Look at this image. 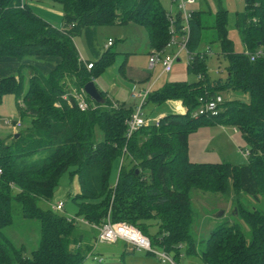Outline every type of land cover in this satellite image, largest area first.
<instances>
[{
	"label": "trees",
	"instance_id": "1",
	"mask_svg": "<svg viewBox=\"0 0 264 264\" xmlns=\"http://www.w3.org/2000/svg\"><path fill=\"white\" fill-rule=\"evenodd\" d=\"M51 1L62 7L61 27L52 25L24 0H0V59L12 57L21 63L17 75L1 79L0 101L13 94L20 116L30 118V126L18 137L9 142L0 138V264H84L106 245L96 246V242L98 228L108 220L136 226L152 240L153 247L175 260L185 246L202 264H264L262 208L240 202L237 217L241 223L218 224L200 250L194 237L190 195L196 187L227 195L246 194L255 203L264 196V56L251 59V54L264 51V0H243L245 11L236 16L243 51H235L228 37L226 12L219 11L210 27L216 33L212 43H219L229 61L225 79L210 80L208 55L199 57L211 49V43L206 50L199 49L203 30L208 27L201 13L192 10L188 31L183 30L181 15L174 16L179 39L188 35V71L197 72L202 79L167 83L151 92L144 106L178 99L187 111L167 114L158 126L141 127L131 137L126 136L125 122L134 112L133 105L115 106L100 91L105 103L88 96L91 108L81 111L75 98L69 102L62 98L71 88L81 90L93 81L109 54L107 51L88 70L74 38L88 26L134 23L145 28L151 48L161 51L171 39L173 14L161 0ZM37 56H58L61 62L45 75L23 64L26 58ZM26 74L29 84L25 89ZM223 91L247 100L225 98L224 110L218 116H193L201 97L207 99ZM204 124L237 128L250 146L248 163L192 162L188 137ZM97 128L103 134L100 141ZM116 161L120 169L112 185ZM66 173L70 181L76 179L79 184V190L70 194L78 208L75 215L54 209L55 191ZM14 204L25 218L40 223L39 243L29 256L24 255L23 245L14 244L4 232L12 224ZM87 227L97 234L88 235Z\"/></svg>",
	"mask_w": 264,
	"mask_h": 264
},
{
	"label": "rangeland",
	"instance_id": "2",
	"mask_svg": "<svg viewBox=\"0 0 264 264\" xmlns=\"http://www.w3.org/2000/svg\"><path fill=\"white\" fill-rule=\"evenodd\" d=\"M39 1V0H37ZM193 4L187 6L188 11L194 10L200 12L205 24L203 30V37L200 44V51L206 50L211 43L212 54L206 59V69L210 80L227 77L229 61L222 54L218 42L212 43L215 37V31L210 28L219 11H224L227 14V34L229 39L233 42L235 51H243L244 45L241 36L236 28V16L245 11V3L243 0H194ZM47 2H52L48 1ZM163 7L172 12L174 16L178 13L177 3L173 0H161ZM35 10L42 17H49L52 25L61 27V16L56 13L61 5L54 3L56 7L51 5H42L36 3ZM43 6V8L41 7ZM57 8V9H56ZM103 31V39L110 38L115 42V46L110 51L114 50L116 55L113 59L106 58V66L102 73L98 74L93 81L95 84L110 93V95L119 103H136L139 105L138 100L130 98L132 88L136 84L140 87H145L148 83H154L153 91L162 87L166 81H187L192 83L197 80V72H189V57L187 50L183 48L180 43L175 42L167 46L160 54L161 59L167 56L178 58L175 60L172 70L168 73L163 72L162 61L159 60L153 68L149 66V42L148 34L145 28L134 23L126 25H103L100 26ZM209 51V49H207ZM125 76L121 75L118 68L125 60ZM146 77V78H145ZM133 79V80H131ZM137 79V80H135ZM140 80V82H136ZM151 80V81H150ZM150 81V82H149ZM25 89L29 84V76L26 74L23 80ZM0 101V137L6 138L4 135L7 130L13 129V123L19 121L18 114L12 115L11 105L13 103V94H6ZM221 95L224 98L230 99L232 93L223 91ZM232 99V98H231ZM242 100L246 101L244 97ZM12 102V103H11ZM21 102V100L19 101ZM17 106V105H16ZM18 110V109H16ZM166 111H171V104L164 102L156 104L148 102L143 107V113L146 118H158L159 114ZM11 113V114H10ZM5 120L10 122L6 125ZM97 141L103 139V134L100 129H96ZM7 140V142H9ZM250 146L243 137L242 133L232 125L229 124H204L198 127L195 131L191 132L188 137V155L192 162L195 163H230L232 165L247 164L249 156L243 154L244 150H249ZM243 151V152H242ZM250 152V150H249ZM120 162L116 161L112 168L110 183L114 185L119 174ZM79 190V184L76 179L70 181L69 174L66 173L59 181L58 187L55 191L53 203L59 200L65 202L64 212L67 215H75L78 211L77 206L70 199L72 192ZM191 202L194 211V224L193 231L194 237L197 241V248L203 250L205 248L204 241L207 239L210 230L215 228L218 224L228 222L232 224L241 223L238 216L239 208L243 203L244 206L257 205L264 210V196H261L260 203H255L252 198L246 194L227 195L219 192L204 191L199 188L193 187L190 190ZM241 203V204H242ZM250 206V208H251ZM12 224L5 228V234L17 246L23 245L25 256L35 250L38 246L40 239V223L36 219L25 218L22 214L18 204L13 205L11 211ZM88 235H96L97 230L87 227ZM152 241V240H151ZM99 245V244H98ZM185 245V244H184ZM102 252V247L99 248ZM143 256L145 254H142ZM153 260L158 258L154 255H149ZM156 257V258H155ZM103 264L112 262V257H104ZM159 260V259H158ZM175 264H202L197 255H189L186 252V247L183 246L180 251V256L177 260L173 259ZM158 262V261H157ZM160 262V260H159ZM84 264H99L94 259H88ZM163 264V263H161ZM171 264V263H164Z\"/></svg>",
	"mask_w": 264,
	"mask_h": 264
},
{
	"label": "built area",
	"instance_id": "3",
	"mask_svg": "<svg viewBox=\"0 0 264 264\" xmlns=\"http://www.w3.org/2000/svg\"><path fill=\"white\" fill-rule=\"evenodd\" d=\"M177 3L178 7V14L181 15V20L184 22L185 26L183 30L188 31V22L191 17L192 10L189 12L187 9V6L190 4H193L194 0H173ZM172 14V12L170 11ZM176 18H174V15L170 17V34L171 39L167 46H170L172 43L178 42L180 45L187 50V38L188 35L182 37V39H179V34L176 32L174 28L173 22ZM113 45V40L109 39L106 45V48H109ZM164 50L157 51L154 50L149 58V66L150 68H153L156 63L161 60L163 64V71L168 73L172 70L173 64L175 60L178 58L177 55L174 57L167 56L165 59L160 58L161 52ZM188 57L190 59L191 55L189 54L188 50ZM212 50L209 49L207 52H201L199 53L200 58H205L206 55H211ZM193 56V55H192ZM264 56L263 50H258L255 54H251V59L254 60L257 57ZM88 70L93 69V62H87L85 63ZM198 79H202L201 75L198 76ZM152 92L151 86L147 87L146 89H143L138 92H134L132 95L135 98L140 99L139 105L136 106V109L134 110L133 114L130 118H128L125 122L127 125V137H131L136 131L139 130L141 127H148V126H158L161 118H146L143 113V106L145 104L146 99ZM73 97L77 101V106L81 111H88L91 108V103L89 100L88 95L86 94L84 88L81 90H77L76 88H71L66 94L62 96L64 100H67L69 102L70 98ZM114 103V102H113ZM224 103L225 98L219 93L214 96H211L207 99L201 97L200 98V106L197 108V110L193 113L194 117H216L218 116L223 110H224ZM115 106H117L116 103H114ZM60 106V105H58ZM17 126H21V123L18 122ZM250 152L249 150H244V155L249 156ZM1 173V170H0ZM54 209L56 211H63L64 210V202L58 201L54 205ZM85 222L84 220H81ZM99 233L97 236V242L96 246L98 244H112L119 240H122L126 243H128L132 249L137 251H145L150 252L154 256H156L161 263H171L175 264L173 257L168 254L166 251L158 249L153 247L149 237H147L145 234L142 233V231L137 228L134 225H131L127 222H111L108 220L106 223H104L101 227L98 228ZM94 260L100 262L102 259L98 256H93Z\"/></svg>",
	"mask_w": 264,
	"mask_h": 264
},
{
	"label": "crops",
	"instance_id": "4",
	"mask_svg": "<svg viewBox=\"0 0 264 264\" xmlns=\"http://www.w3.org/2000/svg\"><path fill=\"white\" fill-rule=\"evenodd\" d=\"M25 2L31 4L34 8L36 7V3H40L42 5H51V6H55V4H53V2H47V0H24ZM49 1V0H48ZM51 1V0H50ZM43 8V6H41ZM57 9V8H56ZM56 13H59L61 16V26H62V16H63V11L59 8L57 10ZM46 20H48L51 24L52 21L49 17L45 16L44 17ZM120 24H114V26H119ZM56 26V24H55ZM103 31L101 30L100 26H88L86 27L81 34H79L78 36H76L74 38V42L75 45L78 49V52L80 54V57L83 61H85V63L87 62H94L96 63L97 61H99L104 54L108 51V58L113 59L116 55V52L114 50L110 51L111 48H113L115 46V42L113 41V45L109 48H106L107 42L110 38H108V40L103 39L104 37H102ZM148 42H149V38H148ZM209 47V46H208ZM207 47V48H208ZM200 48V47H199ZM206 48V49H207ZM153 49L150 46L149 43V51L148 53L150 54V52ZM127 60V56L125 58V60L120 64L118 70L120 72L121 75L125 76V63ZM61 62V58L58 56H37V57H30V58H26L23 61V64H27V65H32L34 67H36L37 69H39V71L45 75L49 74L57 64H59ZM20 62L19 60H17L16 58H12V57H4L2 59H0V81L1 79L10 76V75H17L18 74V70L20 67ZM105 65H102V70L100 71V73L103 72V70L105 69ZM122 66H124V68L122 69ZM164 72V71H163ZM99 73V74H100ZM146 78V77H145ZM158 79V78H157ZM157 79L152 82V83H148L145 87H140L138 84H136L135 86H133L132 88V92L130 95V98L134 99V100H138V102L140 103V99L137 97H133V93L134 92H138L141 91L143 89H146L147 87L151 86V89L153 90L154 87V83L157 81ZM133 80V79H131ZM137 80V79H135ZM151 81V80H150ZM149 81V82H150ZM181 80L178 81H166L165 84L162 87H159L160 90L161 88H163L167 83H172V82H179ZM136 82H140V80L136 81ZM98 87V86H97ZM99 91H103L107 94V96L116 104H126V103H119L117 100H115L110 93H108L107 91L99 88ZM232 96L231 98H241L244 97L245 99H247L246 96L240 95L238 93L235 92H231ZM6 96V97H5ZM14 96V95H13ZM4 97L6 98V100L9 98L7 95H4ZM15 97V96H14ZM166 102H169V104H171V111H166L162 114H159V118H162L164 116H166L167 114L170 113H178V114H182L185 113L187 111L186 107L182 104L181 100H168ZM12 103V102H11ZM13 103L15 106L12 107L11 105V110H12V115L14 114H18L19 117V121L13 123V129H8L6 134L4 135L6 138H4L3 140H9L10 138H12L13 136H15V134H19V132L23 131L24 129H26L28 126H30V118H22L20 116L19 113V109L17 105V99L16 97L13 100ZM128 105H133L134 110L136 109V106L138 104L131 103ZM18 109V110H16ZM11 114V113H10ZM20 122L21 126H17V123ZM6 125H10V122L8 120H5ZM1 138V137H0ZM2 139V138H1ZM243 152V151H242ZM244 154V152H243ZM77 191L72 192V194H75ZM62 201V200H59ZM102 247V252L99 251L98 256H100L102 258V261L105 260L104 257H106V254H108V257H112V262H108L105 264H161V262H159V260H153L151 258V256H149L150 254H148L145 251H137L132 249V247L122 241L119 240L115 243L112 244H106ZM99 247V248H100ZM142 254H145L144 256ZM156 258V257H155ZM158 261V262H157Z\"/></svg>",
	"mask_w": 264,
	"mask_h": 264
},
{
	"label": "water",
	"instance_id": "5",
	"mask_svg": "<svg viewBox=\"0 0 264 264\" xmlns=\"http://www.w3.org/2000/svg\"><path fill=\"white\" fill-rule=\"evenodd\" d=\"M84 90L86 94L95 102L100 103V104L105 103V98L101 95L94 81H90L86 83V85L84 86ZM18 135H19L18 133L15 134V137H18ZM137 172H139V170H137Z\"/></svg>",
	"mask_w": 264,
	"mask_h": 264
}]
</instances>
